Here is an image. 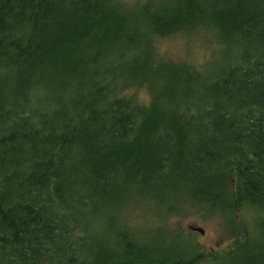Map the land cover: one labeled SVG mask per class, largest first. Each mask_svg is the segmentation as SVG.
<instances>
[{"label": "trees", "instance_id": "trees-1", "mask_svg": "<svg viewBox=\"0 0 264 264\" xmlns=\"http://www.w3.org/2000/svg\"><path fill=\"white\" fill-rule=\"evenodd\" d=\"M198 29L231 55L206 85L156 56ZM185 192L264 231V0H0V264H199L120 219L87 241L134 198Z\"/></svg>", "mask_w": 264, "mask_h": 264}, {"label": "rangeland", "instance_id": "rangeland-1", "mask_svg": "<svg viewBox=\"0 0 264 264\" xmlns=\"http://www.w3.org/2000/svg\"><path fill=\"white\" fill-rule=\"evenodd\" d=\"M133 8L145 3L159 5L164 0H116ZM213 33L205 29L179 32L156 40L157 58L175 65H185L206 73L201 83L206 85L220 73L230 59ZM227 49V47H226ZM226 52V53H225ZM215 65V66H214ZM195 82L183 86V95L193 93ZM134 90V89H133ZM138 98L148 104L150 94L146 87L137 88ZM201 85L199 94H205ZM170 199L172 201H170ZM161 201L160 197H137L119 211L118 216H103L101 223L91 221L88 244L96 247L106 243V231L113 232L119 223L140 232L158 251L172 253L191 251L192 259L199 264H264V231L255 221L261 220L256 210L242 212L237 208L231 214L203 208L193 201L191 193H176ZM173 207L165 211V207ZM122 212V213H121ZM102 217V216H101ZM201 229L198 230V229ZM248 240V241H247ZM245 243V244H244ZM242 244L243 247L239 248ZM110 245L106 243L104 246Z\"/></svg>", "mask_w": 264, "mask_h": 264}, {"label": "water", "instance_id": "water-1", "mask_svg": "<svg viewBox=\"0 0 264 264\" xmlns=\"http://www.w3.org/2000/svg\"><path fill=\"white\" fill-rule=\"evenodd\" d=\"M198 229V228H197ZM198 230H200L201 231V229H198Z\"/></svg>", "mask_w": 264, "mask_h": 264}]
</instances>
